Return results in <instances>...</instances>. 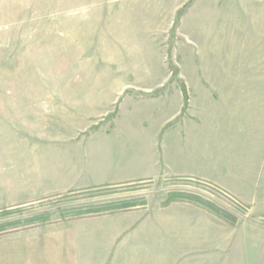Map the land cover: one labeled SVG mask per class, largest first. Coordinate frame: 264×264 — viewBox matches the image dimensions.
Wrapping results in <instances>:
<instances>
[{
  "label": "rangeland",
  "instance_id": "374dc122",
  "mask_svg": "<svg viewBox=\"0 0 264 264\" xmlns=\"http://www.w3.org/2000/svg\"><path fill=\"white\" fill-rule=\"evenodd\" d=\"M130 80L264 96V0H0V264H170L169 240L143 248L117 228L119 213L174 195L210 200L237 223L203 241L178 233L173 264H264V183L245 201L187 177L28 190L45 177L53 135Z\"/></svg>",
  "mask_w": 264,
  "mask_h": 264
},
{
  "label": "crops",
  "instance_id": "0c3cea01",
  "mask_svg": "<svg viewBox=\"0 0 264 264\" xmlns=\"http://www.w3.org/2000/svg\"><path fill=\"white\" fill-rule=\"evenodd\" d=\"M167 82L150 85L130 80L112 101L90 102L101 104L100 112L65 129L70 133H63L62 127L53 135L51 152L38 166L45 165V177L31 182L28 190L48 195L167 176L209 182L244 201L251 199L244 193L261 192L264 96L251 91L214 95L200 82L199 90L189 91L185 105L181 90H159ZM119 219L117 231L131 232L124 242L134 239L145 248L152 241L169 240L172 254L164 262L170 264L175 262L178 233L186 240L203 241V232L214 233L215 225L220 229L223 222L187 201L125 211ZM138 262L161 260L143 255Z\"/></svg>",
  "mask_w": 264,
  "mask_h": 264
},
{
  "label": "trees",
  "instance_id": "16d2710c",
  "mask_svg": "<svg viewBox=\"0 0 264 264\" xmlns=\"http://www.w3.org/2000/svg\"><path fill=\"white\" fill-rule=\"evenodd\" d=\"M183 98H184V103L185 105L187 104V100H188V96L187 93L184 91L183 93ZM173 201H187L190 203H193L201 208H203L204 210L208 211L209 213L214 214L216 217H218L219 219H221L223 222H225L226 224L230 225V226H235L237 223V219L236 217L232 216V215H228L224 212H222L213 202H211L210 200H205V199H201L199 197L196 196H185V195H174L172 197H170L169 199L165 200L162 204L163 205H168L169 203L173 202ZM6 207H4L5 209ZM38 218H44L45 216H40Z\"/></svg>",
  "mask_w": 264,
  "mask_h": 264
}]
</instances>
